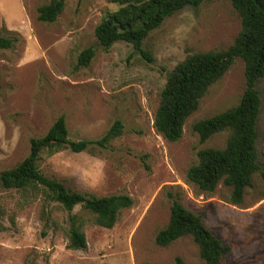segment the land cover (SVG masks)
<instances>
[{
	"label": "rangeland",
	"instance_id": "1",
	"mask_svg": "<svg viewBox=\"0 0 264 264\" xmlns=\"http://www.w3.org/2000/svg\"><path fill=\"white\" fill-rule=\"evenodd\" d=\"M49 1L0 0V38L12 41L0 47V173L24 160L30 140L43 137L59 117L72 141L98 140L119 121L122 134L105 148L43 151L37 166L71 192L127 195L134 203L105 229L91 214L78 206L68 212L40 189L0 186V264H204L190 236L165 248L154 242L169 220V192L230 249L220 264H264V77L257 83L259 172L241 204L229 203L221 183L208 194L186 181L198 151L224 146L225 133L200 143L191 127L239 102L241 59L208 89L178 141L165 140L153 127L168 73L188 55L233 44L241 21L230 0H209L166 18L141 44L151 61L125 42L99 46L96 26L119 8L110 0H66L48 24L37 20V8ZM89 47L95 55L79 67L77 57ZM69 215L81 223L83 251L67 248Z\"/></svg>",
	"mask_w": 264,
	"mask_h": 264
},
{
	"label": "trees",
	"instance_id": "2",
	"mask_svg": "<svg viewBox=\"0 0 264 264\" xmlns=\"http://www.w3.org/2000/svg\"><path fill=\"white\" fill-rule=\"evenodd\" d=\"M209 0H110L119 6L107 13L94 30V36L104 50L116 42L133 46L142 57L151 61L141 44L149 33L162 22L185 7H196ZM66 0H50L37 8V20L53 23L62 13ZM241 21V30L233 44L225 50L200 52L186 56L168 73L159 94V105L154 115V129L167 141L176 142L182 135L186 119L196 111L208 89L220 80L236 59L244 63L245 88L239 102L212 117L195 122L191 129L204 143L216 134L225 133L223 148H206L197 152V163L186 171V181L200 191L211 194L221 183L229 189V203H242L253 176L259 172L257 152V121L261 97L257 83L264 77V0H230ZM12 41L0 38L1 48H10ZM95 55L92 47L82 50L77 57L79 67H87ZM122 134L119 121L95 141H72L68 137L63 117H59L47 133L30 140L28 156L15 167L0 173L3 189H40L51 201L71 212L75 207L91 214L93 223L111 229L120 213L133 206L127 195L95 197L71 192L57 180L43 176L38 169L40 154L60 150L80 153L92 145L105 148ZM171 201L167 225L159 230L154 242L165 248L190 236L199 250L204 264H220L230 249L223 245L203 223L200 216L186 209L177 193H167ZM67 248L85 250L86 240L76 215L68 217ZM181 264L180 260H176Z\"/></svg>",
	"mask_w": 264,
	"mask_h": 264
}]
</instances>
